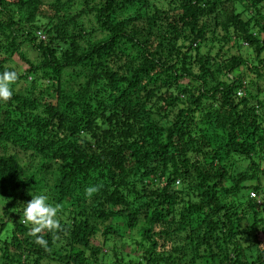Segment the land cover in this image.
Returning <instances> with one entry per match:
<instances>
[{
    "label": "trees",
    "instance_id": "trees-1",
    "mask_svg": "<svg viewBox=\"0 0 264 264\" xmlns=\"http://www.w3.org/2000/svg\"><path fill=\"white\" fill-rule=\"evenodd\" d=\"M5 70L0 264H264V0H0Z\"/></svg>",
    "mask_w": 264,
    "mask_h": 264
},
{
    "label": "clouds",
    "instance_id": "clouds-1",
    "mask_svg": "<svg viewBox=\"0 0 264 264\" xmlns=\"http://www.w3.org/2000/svg\"><path fill=\"white\" fill-rule=\"evenodd\" d=\"M18 79L16 71L5 70L0 73V101L8 102L13 96L11 85ZM100 190V186L94 185L86 189V195L91 197ZM49 197L46 194L32 195L23 209V215L20 216V222L30 225L28 235L35 238V243L48 249V241L42 235L45 231L53 234L62 231V225L58 219L60 205H53L48 202ZM58 238V237H57Z\"/></svg>",
    "mask_w": 264,
    "mask_h": 264
},
{
    "label": "rangeland",
    "instance_id": "rangeland-1",
    "mask_svg": "<svg viewBox=\"0 0 264 264\" xmlns=\"http://www.w3.org/2000/svg\"><path fill=\"white\" fill-rule=\"evenodd\" d=\"M242 46H243V45H242ZM239 52H240V51H239ZM26 53H27V55H28L29 58H33V55L29 52L28 49H27ZM215 54H216V50H212V51H211V55L215 56ZM234 54H237L235 48L230 49V48H228V47H227V48L224 47V50H222V52H221V55H222V56L220 55V57H215V60L218 61V62H220L221 59L227 60L228 58H230V57L233 56ZM241 54L244 55V56H247V49H246L245 46L242 47ZM16 61H17V60H16ZM16 63H17V62H16ZM20 66L23 67V65H20ZM23 68H24V67H23ZM246 73H247V72H246ZM262 73H263V75H264V70L262 71ZM248 75L250 76L251 79L253 78V75H252V74H248ZM220 78H221V77H220ZM242 95H244L243 92H242ZM241 97H242V96H241ZM238 98H240V97H238ZM260 98H262V96H261ZM261 168L264 169V163H261ZM233 169H234V167H233ZM249 185H250V184H249ZM3 210H5V207L3 206V204H0V216H2V212H3ZM21 224H23V223H21ZM23 225H25V224H23ZM25 226H26V225H25ZM4 236H5V235H2L1 238H4ZM130 241H133V240H129V239H128V241H127V242L131 245L132 243H130ZM133 242H134V241H133ZM94 244L96 245L97 242L95 241ZM130 245H126V243H125V245H124V250L127 251V252H130V250H131V246H130ZM133 248H134V247H133Z\"/></svg>",
    "mask_w": 264,
    "mask_h": 264
},
{
    "label": "built area",
    "instance_id": "built-area-1",
    "mask_svg": "<svg viewBox=\"0 0 264 264\" xmlns=\"http://www.w3.org/2000/svg\"><path fill=\"white\" fill-rule=\"evenodd\" d=\"M38 35H39V33H38ZM236 95H237V97H241V96H243V95H242V91H238ZM250 195L253 196L254 194L251 193Z\"/></svg>",
    "mask_w": 264,
    "mask_h": 264
}]
</instances>
